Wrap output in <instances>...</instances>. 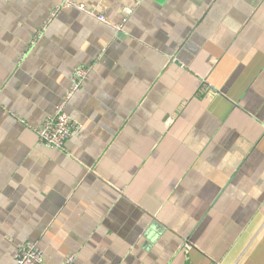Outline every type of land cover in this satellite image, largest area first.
<instances>
[{
	"label": "crops",
	"instance_id": "0c3cea01",
	"mask_svg": "<svg viewBox=\"0 0 264 264\" xmlns=\"http://www.w3.org/2000/svg\"><path fill=\"white\" fill-rule=\"evenodd\" d=\"M59 6L0 0V264H264V0H142L121 32Z\"/></svg>",
	"mask_w": 264,
	"mask_h": 264
},
{
	"label": "built area",
	"instance_id": "2783aa9c",
	"mask_svg": "<svg viewBox=\"0 0 264 264\" xmlns=\"http://www.w3.org/2000/svg\"><path fill=\"white\" fill-rule=\"evenodd\" d=\"M129 5L124 6L122 10L123 22L119 25L112 24L104 14L91 9L83 3L76 0H60V6L56 11L62 8H75L80 12L97 19L99 22L113 27L117 32H121L124 25L135 10L141 5L142 0H128ZM94 66L76 68L71 78V87L67 90L63 99L56 106L54 112L46 117L44 122L33 130L39 140L47 147L56 150H65L66 142L74 135L78 134L79 126L67 113V106L76 92L82 87L85 80L92 73ZM75 256L66 258L63 264H74ZM15 264H45L44 255L38 244L28 242L22 246L15 255Z\"/></svg>",
	"mask_w": 264,
	"mask_h": 264
}]
</instances>
